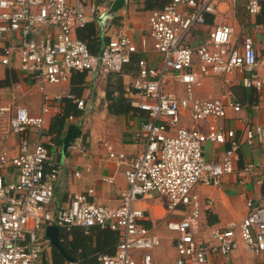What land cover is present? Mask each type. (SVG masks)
<instances>
[{
    "label": "built area",
    "instance_id": "1",
    "mask_svg": "<svg viewBox=\"0 0 264 264\" xmlns=\"http://www.w3.org/2000/svg\"><path fill=\"white\" fill-rule=\"evenodd\" d=\"M103 1L0 0V38L18 35V40L3 48L0 62L10 67L17 60L21 72L40 85L44 96L39 116L13 105L0 107L1 139L23 136L16 157L9 158L6 152L0 156V172L13 170L16 174L9 181L0 173V264H44L42 254L50 247L42 234L47 226L66 233L75 228L86 234L94 228L117 233L115 253L100 255L93 264H163L153 255L162 239L154 232L156 227L152 230L143 224L146 211L136 206L154 193L167 199L169 214L184 212L179 220L165 224L174 235L169 245L177 252L175 264H211L212 255L229 257L241 245L262 257L264 264L263 203L248 200L249 212L241 223L213 229L207 240L199 236L202 202L196 189L219 187L224 177L234 174L242 146L236 131L220 127L219 121L228 108L239 113L244 106L223 99L202 100L196 90L210 76L239 73L243 87L257 91L264 101V61L259 59L253 37L247 35L237 43L232 26L208 22L225 3L235 9L242 0H167L151 11L149 36L163 61L157 67L146 58L139 59L137 75L128 89L131 105L146 115L136 133L145 146L137 156L109 148V159L125 167L128 188L118 207L99 205L76 194L65 208L51 212L58 171L47 172L50 153L41 141L46 117L60 111L66 98L79 110L84 111L86 104L69 93L50 95L46 86L67 83L75 73L101 78L123 73L139 52L138 45L122 33L111 37L97 54L88 42L74 36L100 16ZM243 6L248 15L258 16L264 0H244ZM141 46L146 50L148 42L143 40ZM170 81L184 86L183 96L168 90ZM185 118L208 123V131L180 127ZM31 132L39 138L33 149ZM243 142L250 146L264 142V121L246 128ZM207 143L228 145V149L220 160L209 161L203 152ZM76 149L86 151L83 144ZM252 170L254 165L246 168ZM88 192L93 194V190ZM206 206L210 208L211 202Z\"/></svg>",
    "mask_w": 264,
    "mask_h": 264
},
{
    "label": "crops",
    "instance_id": "2",
    "mask_svg": "<svg viewBox=\"0 0 264 264\" xmlns=\"http://www.w3.org/2000/svg\"><path fill=\"white\" fill-rule=\"evenodd\" d=\"M76 1L69 0L71 3ZM115 2L116 0H104L100 5V16L87 26V30L76 31L74 36L79 39L81 36L91 39L93 34L91 46L99 53L111 37L120 33L127 35L139 47L132 64L128 65L123 73L113 74L107 78L85 73V77L81 79L80 76L76 77L79 73H75L67 83L46 86L50 95L69 93L84 100L86 104L84 111L77 107L81 112L80 116L71 115L74 120L68 118L62 134L52 132V127L56 129L54 122L57 117L63 115L64 103L60 105V111L54 110L46 117L41 141L50 153L47 172L58 171L54 183L55 197L50 206L52 213L65 208L76 194H82L89 201L99 205L118 207L121 194L126 191L128 185L124 173L125 167H118L109 159V148L112 147L117 153L137 156L145 146V140L137 139L136 133L146 121V115L131 105L128 89L137 75L139 59L146 58L157 67L162 64L163 57L154 50L153 40L149 36V18L151 11L163 7L167 0H127L125 5L111 15L110 11ZM243 2L244 0L238 2L235 9L231 3L222 5L220 13L208 18L209 25L232 26L235 31L234 41L237 43H241L247 35L252 36L259 59L264 61V26L257 24L259 15L247 14ZM11 40H18V35L9 34L4 39L0 38V61L3 48ZM143 40L148 42L146 50L141 46ZM167 88L180 96L185 92L184 86L175 81H170ZM196 96L202 100L223 99L226 103L238 102L244 106L239 113L228 108L226 117L219 121L220 127L234 129L237 137L242 141L236 172L224 177L219 187L200 186L196 189V194L202 202L199 236L200 239L207 240L213 229L225 228L230 223H241L249 212L248 200L264 204V142L252 146L243 142L245 129L264 121V101L260 93L243 87L242 75L239 73L208 77L203 87L196 90ZM43 98L40 85L24 76L17 60L10 67L0 62V107L13 105L25 108L32 116H39ZM110 99L113 102L109 101ZM255 105H258V109L253 108ZM1 127L0 117V156L6 152L9 158H14L19 154L23 136L13 135L4 141L1 139ZM180 127L208 131V123H195L188 118L183 119ZM175 132L173 131L172 134L174 135ZM28 136L30 147L33 149L39 138L32 132ZM67 137H70L68 143ZM80 144L86 147L83 153L76 149ZM227 149L228 145L207 143L203 152L207 160L218 161ZM249 165H254V170L251 172L246 171ZM0 173L9 181L16 179L13 170H4ZM90 190H93V194H89ZM208 201L211 202L210 208L206 206ZM136 206L146 211L147 220L143 224L152 230L156 227L154 232L162 239L161 246L153 251L155 259L163 264H175L177 252L169 245L174 235L167 231L165 224L169 220H179L182 218L181 213L183 215L184 212L169 214L167 199L155 194L139 201ZM1 207L0 204V209ZM49 227L51 226H47L42 233L50 242V247L42 254V262L56 264L57 259L61 261V258L65 257L67 260L64 264H84L74 263L72 259L67 258L63 247L72 241V233L81 228H75L72 233L60 230L59 238L64 250L62 252L52 245L48 237ZM166 249L174 253L170 261L164 256L167 253ZM60 261L57 264H61ZM210 262L211 264H262V257L254 255L241 245L229 257L212 255Z\"/></svg>",
    "mask_w": 264,
    "mask_h": 264
},
{
    "label": "trees",
    "instance_id": "3",
    "mask_svg": "<svg viewBox=\"0 0 264 264\" xmlns=\"http://www.w3.org/2000/svg\"><path fill=\"white\" fill-rule=\"evenodd\" d=\"M257 24L264 26V9L257 18ZM87 28L88 27L79 29L78 31L87 30ZM89 32L91 33V31ZM93 38V34L91 39H86L85 37L81 36V40L88 42L92 52L97 54V50L91 46ZM79 76L81 79H83L85 77V73H79L76 77ZM109 101L113 102L112 99ZM63 103V115L57 117L56 121L54 122L56 129L52 127V132H56L57 134H62L65 123L71 115H81V112L77 109V105L72 99L66 98L63 100ZM72 234V241L67 246L64 245L63 247L66 252L64 253L66 254L65 256L72 259V262L74 263L81 262L84 264H93L97 262L100 255H113L116 251V246L119 240L118 235L109 229L94 228L89 234H86L83 229H76ZM61 259V261L60 259H57L56 264L59 263V261L60 263L62 262L61 264H64V261L67 260L65 257Z\"/></svg>",
    "mask_w": 264,
    "mask_h": 264
},
{
    "label": "water",
    "instance_id": "4",
    "mask_svg": "<svg viewBox=\"0 0 264 264\" xmlns=\"http://www.w3.org/2000/svg\"><path fill=\"white\" fill-rule=\"evenodd\" d=\"M126 3H127V0H116L113 7L111 8L110 14L113 13L114 11L118 10L120 7H122ZM69 138L70 137L66 138L67 143L69 142ZM59 232H60V229L58 227L51 226L48 228V237L50 238L53 246L57 247L59 250L64 252L63 247H62L61 242H60Z\"/></svg>",
    "mask_w": 264,
    "mask_h": 264
},
{
    "label": "rangeland",
    "instance_id": "5",
    "mask_svg": "<svg viewBox=\"0 0 264 264\" xmlns=\"http://www.w3.org/2000/svg\"><path fill=\"white\" fill-rule=\"evenodd\" d=\"M155 194V196H160L159 194H157V193H154ZM166 252L167 253H165V257H166V260L168 259L169 261L174 257V253H173V251L172 250H169V249H166Z\"/></svg>",
    "mask_w": 264,
    "mask_h": 264
}]
</instances>
